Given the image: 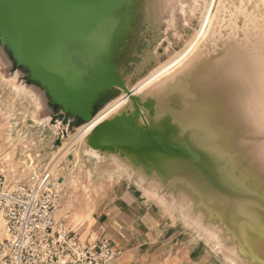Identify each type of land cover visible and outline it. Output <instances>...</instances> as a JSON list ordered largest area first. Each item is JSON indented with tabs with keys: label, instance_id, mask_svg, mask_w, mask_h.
Instances as JSON below:
<instances>
[{
	"label": "water",
	"instance_id": "95a60500",
	"mask_svg": "<svg viewBox=\"0 0 264 264\" xmlns=\"http://www.w3.org/2000/svg\"><path fill=\"white\" fill-rule=\"evenodd\" d=\"M206 3L0 0V75L49 120L56 147L126 97L76 146L79 161L130 178L223 261L264 264V10L223 16L134 93L187 48Z\"/></svg>",
	"mask_w": 264,
	"mask_h": 264
},
{
	"label": "crops",
	"instance_id": "0c3cea01",
	"mask_svg": "<svg viewBox=\"0 0 264 264\" xmlns=\"http://www.w3.org/2000/svg\"><path fill=\"white\" fill-rule=\"evenodd\" d=\"M15 95L9 82L0 75V99ZM22 103L20 114L25 112V119L21 118L19 126H29V130H36L35 134L41 132L44 135L46 131L39 127L43 118L36 113L32 103ZM17 169L20 171L21 168ZM123 176V181L115 176L117 179L111 180V187L103 190V194L91 190V196L79 190L86 174L79 176L77 192L70 194L69 198L67 195L61 196L59 208L67 211L58 218L56 214V220L66 221L72 226V222L77 223L73 220L77 214V220L84 221L86 225L81 233L79 231L83 244L107 239L119 251V256L112 264H227L180 221L169 217L150 194ZM114 180L118 182L114 183ZM70 213H73L69 215L71 220L67 215ZM97 215H101L99 219H96Z\"/></svg>",
	"mask_w": 264,
	"mask_h": 264
},
{
	"label": "built area",
	"instance_id": "2783aa9c",
	"mask_svg": "<svg viewBox=\"0 0 264 264\" xmlns=\"http://www.w3.org/2000/svg\"><path fill=\"white\" fill-rule=\"evenodd\" d=\"M18 178L0 169L6 236H0V264H112L117 259L119 251L110 240L85 245L79 229L56 220L61 192L47 168L33 167L24 180Z\"/></svg>",
	"mask_w": 264,
	"mask_h": 264
},
{
	"label": "bare ground",
	"instance_id": "6f19581e",
	"mask_svg": "<svg viewBox=\"0 0 264 264\" xmlns=\"http://www.w3.org/2000/svg\"><path fill=\"white\" fill-rule=\"evenodd\" d=\"M203 0H194V8L193 11H196L200 7V2ZM218 0H209L206 3L205 12L203 13L201 27L196 34L195 38L191 41V43L187 46V48L180 53L175 59H173L171 62H169L167 65L160 68L158 71H156L154 74H152L148 79L143 81L141 84H139L135 90V94H140L144 90L148 89L150 86L164 78L165 76H168L169 73L174 71L176 68L181 66L185 61H187L190 56L194 53V51L197 49L199 44L206 38L209 30H211L215 25H218L216 22H218L223 16L229 15L230 17H234L235 15H245L247 16V10L248 7H255L256 10L263 9L264 10V0H229L228 3L224 4L225 0L220 1L219 9L214 14L216 4ZM255 15H249L248 18L250 19V22H253ZM225 20V18H223ZM11 84V83H10ZM18 96L19 97H25V93L23 90L18 89ZM127 102V98L123 97L119 99L118 101L114 102L112 105H110L104 112H102L93 122H91L89 125L81 129L75 136L71 137L68 141L63 142L62 146L57 149V152H54V156L49 160L46 168L49 174L52 176L54 180V184L56 187H59L64 184L63 180H67V177L64 176V173L67 172V175L70 176L72 174H75L74 179L71 180V186L74 185V187L77 184V179H79V176L86 174V179L89 181L88 184L82 185L83 192H86L89 196H91L90 191L91 190H105V184L101 182V179L103 177L98 176L97 186H93L92 173L87 170L86 164L81 163L79 161V155L76 151V146L81 143V141L87 136L95 126L99 125L101 122L106 120L109 116H111L114 112L122 108ZM35 110V109H34ZM33 110V111H34ZM35 113V111H34ZM41 127L44 131L48 132L51 136V138H55L54 130L49 127V120H43L40 123ZM34 136V135H33ZM26 149L30 151V147L27 146ZM73 153L74 155V164L72 166L67 165L63 166V163L66 162V159L68 156ZM32 161L34 162V157H30ZM96 158V157H95ZM91 160L94 161V157H91ZM31 163V162H30ZM33 167L36 169L37 165L34 163H31ZM2 171H5L9 174V176L14 173L15 171H7L8 169L1 167ZM87 170V171H85ZM85 171V172H84ZM78 175V176H77ZM115 176H118V179L120 181L125 180V177L123 175H109V180H113ZM94 180V179H93ZM93 188V189H92ZM74 192H77V187H75ZM67 210L65 209H58L56 214L57 218L59 216H62ZM68 216L70 214H67ZM56 218V217H55ZM69 219L71 220V217L69 216ZM76 219V220H75ZM73 220L75 222L77 221V214L74 215ZM0 236L2 239H4L5 232H4V222L2 217L0 216ZM84 240V239H83ZM227 264H230L227 262Z\"/></svg>",
	"mask_w": 264,
	"mask_h": 264
},
{
	"label": "rangeland",
	"instance_id": "374dc122",
	"mask_svg": "<svg viewBox=\"0 0 264 264\" xmlns=\"http://www.w3.org/2000/svg\"><path fill=\"white\" fill-rule=\"evenodd\" d=\"M208 1L209 0H207V2ZM220 1L221 0L217 1L214 14L219 9ZM228 1L229 0H225L224 4L228 3ZM10 86L16 95L12 96L11 98L9 97L0 99V168L4 165V167L8 169L7 171H15L13 173L14 175L10 176L16 177L18 175V179L24 180L28 172H30L31 168H33V165H31V163L37 165V168H46L49 160L54 156V152H57V149L59 147L54 146L53 138H51L48 132L44 133V135H42L41 132L39 134H35L36 130H29V126H19V123H22V119H25V112L23 115L20 114L22 113V109L20 108V106L23 104V101H26L28 103H31V101L27 97H19L17 89H15L13 85ZM17 124L18 126H15ZM27 146L30 147V151L26 149ZM71 155H73V153H71L69 156ZM31 156L34 157V162L30 158ZM68 158L66 159V162L63 163V166H67ZM85 164L87 170H89L93 175L92 182L94 187L98 185V183L96 182L98 176L103 177L101 179V182L105 184V189L111 187L110 184L112 183H110L111 181L108 177L93 172L91 161ZM22 165L25 167H22ZM17 168H21L20 171H17ZM22 169L24 172L22 171ZM64 176L67 177V180H63L64 186H59L57 187V189L60 192L61 190H64L60 195H67V197L69 198L70 194L74 192L73 189L77 187H74V185H70L71 180L74 179L75 174L68 176L66 172L64 173ZM114 178L117 179V177ZM84 179L85 180L82 181L79 187V190L81 192L83 191L82 185H87L89 182L86 177ZM115 182L117 183L118 181L114 180V183ZM97 188L100 187L97 186ZM100 191L102 192V194L105 193V191L99 189L98 192ZM72 214L73 213H70V215ZM100 216L101 215H97L96 219H99ZM81 226H83L80 229L81 233L86 226L84 221L77 220V223L72 222L71 227L77 229Z\"/></svg>",
	"mask_w": 264,
	"mask_h": 264
},
{
	"label": "snow or ice",
	"instance_id": "6c2138e0",
	"mask_svg": "<svg viewBox=\"0 0 264 264\" xmlns=\"http://www.w3.org/2000/svg\"><path fill=\"white\" fill-rule=\"evenodd\" d=\"M194 87H195L196 89L200 90V89H203V88L206 87V83H205L204 80H201V81L197 82V83L194 85Z\"/></svg>",
	"mask_w": 264,
	"mask_h": 264
}]
</instances>
